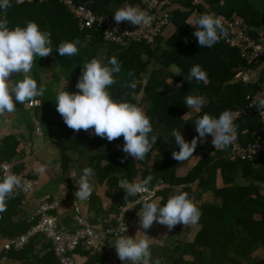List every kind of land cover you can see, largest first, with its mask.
I'll use <instances>...</instances> for the list:
<instances>
[{
  "label": "trees",
  "instance_id": "1",
  "mask_svg": "<svg viewBox=\"0 0 264 264\" xmlns=\"http://www.w3.org/2000/svg\"><path fill=\"white\" fill-rule=\"evenodd\" d=\"M143 2L79 0V3L89 4L97 16L113 20V6L139 7L144 6ZM211 4L214 10L223 14H240L251 28L264 29V0H211ZM180 5L189 11L175 13L171 23L173 34L165 41L159 38L151 46L143 43L121 46L104 41L102 32L83 29L61 0H22L20 3L11 0L6 16L9 28L24 27L28 21H34L41 31L51 32L53 53L34 60L39 75L38 87L43 85L46 88L44 95L39 97L42 105L36 108L35 114L49 135L56 125L64 131L61 139L52 140L60 150L63 173H68L75 162L86 161L99 184L108 188L106 198L111 200L108 211L110 222H100L98 216L103 213V199L93 195L91 209L97 215L91 221L95 227L115 225L121 208L136 200L137 196L125 199L126 192L120 186L121 180L139 182L152 175L153 180L148 188L167 186L156 192L149 202L160 199L163 206L170 196L187 192L202 215L195 225H176L172 235L187 233L192 237H179L170 246L151 250V264H156V261L159 264H264V151L252 159L231 161L230 145L215 149L211 141L204 140L198 144L192 157L178 162L172 157V151H179V146L171 135L173 129H179L185 140L190 142L198 136L194 122L204 113L218 118L224 110L234 112L245 107L250 97L263 88L264 58L258 63H249L242 58L240 50L226 46L223 39L210 48H201L197 38L188 42L187 38L192 32L188 24L190 13L202 8L193 6L191 2H181ZM118 25L124 27L126 23ZM76 39L82 44L86 43V46H78L79 54L60 56L56 51L60 43ZM113 56L121 63V72L115 74L117 83L109 89L113 98L141 107L150 118L152 134L158 135L156 145L142 161L134 160L131 156L125 158L123 136L109 142L92 134L93 130L74 132L56 111L58 84L67 79L71 81V88L66 91H79L74 83L82 74V65L93 58H103L106 63ZM48 58L53 60L54 66L46 62ZM155 60H158L160 68L167 71L166 79L161 78L158 70L150 71ZM197 64L207 73V82L193 80L190 83L185 79ZM172 68H176L177 72H172ZM129 72H133L134 76L130 77ZM246 74L253 77L248 82L244 80ZM132 80L137 84L135 98L128 94L130 89L126 87ZM178 84L181 86L177 89ZM187 95H202L208 103L200 112L188 109L184 103ZM28 125L34 130L35 123ZM237 125L244 145L255 142L257 135L264 132V121L259 114L243 115ZM27 149L28 142L14 134L6 135L0 141V164L13 162L17 173H25L35 179L34 174L26 172L23 165L17 162ZM199 154L201 159L191 166V161ZM181 170H186V173L181 175ZM70 187L71 197L63 204V209L53 214L59 217L62 228L76 230L75 206L71 199L75 197L77 187L73 183ZM207 196L213 198L212 203L204 202ZM23 198L22 192H18L7 201V211L0 213V264L4 259L12 264H61L52 242L44 233L32 236L23 249L5 248L8 240L26 234L35 224L31 217L36 205L30 203L23 206ZM143 204L138 205L127 218L138 217ZM109 241L104 254L93 256L82 246L77 253L87 256L86 264H105L113 255ZM260 251L261 258H255Z\"/></svg>",
  "mask_w": 264,
  "mask_h": 264
},
{
  "label": "clouds",
  "instance_id": "2",
  "mask_svg": "<svg viewBox=\"0 0 264 264\" xmlns=\"http://www.w3.org/2000/svg\"><path fill=\"white\" fill-rule=\"evenodd\" d=\"M16 2L20 3L22 0H16ZM10 7L11 0H0V13H3V16H0V115L5 112L12 113L16 110L17 104L34 102L36 97L44 95L46 88L43 85L38 87L36 80L28 74L33 68L36 57L45 58L53 53L51 32L41 31L36 22L28 21L24 27H8L6 12ZM113 18L116 24L128 22L134 27L148 26L152 21L148 11L132 5L116 10ZM192 25L196 28L194 36L201 48H210L227 35L223 17L215 13L201 14ZM78 46H86V43L82 44L79 39L64 41L60 43L56 51L62 57H71L79 54ZM120 72L121 63L115 56L109 58L106 63L103 58H93L84 63L82 74L76 84L79 91L74 93L65 89L59 91L55 98L56 111L62 116L67 127L74 132L93 130L92 134L106 138L109 142L123 136L122 151L126 154L125 158L131 156L134 160L142 161L152 150L153 145H156L158 135L152 134L150 118L141 107L127 100L113 98V93L109 89L117 83L115 74ZM13 74H24V78L13 84V79L10 78ZM128 75L133 77L134 73L129 72ZM185 79L190 83L193 80L207 82V73L197 64L190 69ZM180 86L178 84L177 89ZM126 87L130 89L128 94L135 98L137 87L135 80ZM184 103L188 109L200 112L208 101L202 95H187ZM41 105L42 101L39 106ZM252 105L257 107L258 112L264 113V98L258 99ZM194 124L198 136L190 142L185 140L179 129H173L171 132V135L175 137L176 145L179 146V151H172V157L178 162L192 157L198 144L204 141L206 135L213 137L211 143L215 149L226 148L237 139L234 113L231 110H224L218 118L204 113L195 120ZM46 167L47 165H42L38 171L44 172ZM93 175L91 168H84L83 175L76 180L77 190L74 194L76 199L87 201L90 198L94 190L91 180ZM152 180V175H148L139 182L121 180L120 186L126 192L125 199L148 191L147 186ZM21 187L20 176L5 172L3 179L0 180V213L7 211V201L13 199ZM149 201L145 200L142 211L138 212L139 224L144 230L150 229L153 223L157 222L166 226L171 232L178 224L184 226L197 224L202 215L187 192L170 196L163 206L158 201ZM97 229L102 231L98 227ZM136 229L137 227L130 234ZM130 234L118 235L115 238L113 246L118 258L125 264L128 262L149 264L150 241L146 238H136V235L129 236ZM156 264H159V261H156Z\"/></svg>",
  "mask_w": 264,
  "mask_h": 264
},
{
  "label": "built area",
  "instance_id": "3",
  "mask_svg": "<svg viewBox=\"0 0 264 264\" xmlns=\"http://www.w3.org/2000/svg\"><path fill=\"white\" fill-rule=\"evenodd\" d=\"M181 2H191L195 7H201L202 10L223 17L224 27L227 32L226 37L222 38L224 43L232 49L240 50L242 58L246 61L258 63L264 58V29L251 28L245 18L238 13L226 15L214 10L211 0H144V10L148 11L152 16V21L148 26L136 27L128 22H125L126 25L121 27L109 17L97 16L90 9L89 4L79 3V0H61V3L78 19L83 29L98 30L102 32L104 41L121 46H127L130 43L154 45L170 27L174 5ZM252 78L250 74L244 75L246 82ZM260 98H264V84L259 93L250 97V102L245 107L233 112L237 139L230 145L231 161L252 159L255 155L264 151V132L257 135L255 142L244 145L241 142L237 125V121L243 115L259 114L264 121V113L258 112L257 107L252 105ZM40 104L41 101L38 99L30 102L31 107H37ZM37 132L39 134L43 133L41 124L37 128ZM15 167L16 165L13 162L6 161L1 163L0 171L2 177L5 172H10L22 178V187L17 192H22L24 196L23 206L35 203L36 211L31 217L35 224L26 234L8 240L5 248L23 249L32 236L44 233L52 242L55 254L61 264H81L77 259V250L81 246L90 250L93 255L104 254L106 240L109 236L114 238H117L118 235L125 236L137 227V216L127 218L128 214L133 212L138 205L144 203L145 200H151L156 192L167 186L160 185L152 189L148 188V191L136 195V200L128 202L121 208L116 219V225L102 229V231H99L93 225L91 217L84 211V205H92L93 194L87 201L74 197L71 202L75 206L74 220L78 227L76 230H70L62 228L59 217L53 214L54 211L61 208L63 202L50 196L37 197L39 182L25 173H17Z\"/></svg>",
  "mask_w": 264,
  "mask_h": 264
},
{
  "label": "crops",
  "instance_id": "4",
  "mask_svg": "<svg viewBox=\"0 0 264 264\" xmlns=\"http://www.w3.org/2000/svg\"><path fill=\"white\" fill-rule=\"evenodd\" d=\"M119 8L120 7L118 6H113L112 10L116 11ZM139 8L144 10L143 5L139 6ZM186 11H189V10L181 6L180 4H175L174 8L172 9V18H174L175 13H178V12L185 13ZM203 13H210V12L206 10L195 9L194 11H192V13H190V19L188 21V24L192 28V32L187 38L188 42H193L194 39L196 38L194 36V32L196 31V28L192 24H194L195 21L199 18V16ZM172 18H171V23H172ZM173 31H174V27H172V24H171L170 27L164 32V34L160 38L164 41L169 39V37L173 34ZM155 61H156V64H154ZM155 61L152 63L150 67V71L154 68L155 69L158 68V72H160L162 68H160V66L157 64L159 63L158 60H155ZM46 62L47 63L50 62L52 64L53 60L48 58L46 59ZM262 68H264V66ZM171 71L177 72V69L172 68ZM260 71H261V68L257 71V75L259 74ZM165 72H166V77H167V71L165 70ZM28 75L29 76L31 75V78L35 79L38 85L39 75L37 73V70L32 68L31 72ZM10 78L13 79L12 80L13 84L16 83V80L17 81L22 80L20 78V74L18 75L13 74ZM37 98L40 99L39 97H36L35 99ZM26 111H30L29 114L24 113ZM35 111H36V108H31L30 102H28L25 104H17L16 110L12 113L5 112L4 114L0 115V141L6 135L14 134V135L19 136L21 139L25 140L26 142H28V149L26 153L24 154L23 157L19 158L17 162L19 161L18 163L20 164V166L23 165L26 172H30V174H34L36 176L35 179L39 182V189H38L37 197L50 196L52 198L62 201L64 204L68 200V198L71 197L70 184L73 183L74 186L77 187L76 180H78L79 177L83 175L84 168L86 167L89 168V167L86 164V161L79 162V163L75 162V165L73 164L71 166V169L68 173H63L62 156H61L60 150L57 148V146L53 143L52 140L61 139L64 136V131L59 125H56L51 129L50 135H49V132H47L45 127L42 125L43 133L39 134L37 132V128L40 124V121H39L40 119L36 117ZM45 112L47 115L48 112L47 111ZM43 114L44 112H42L40 116L42 117ZM29 123H35L34 130H31L29 128V125H28ZM212 139L213 137L211 135H206V137L204 138L206 142L212 141ZM200 159H201V155L199 154L191 161V166H195ZM42 165H47V167L44 172H39L38 168ZM179 173L183 175L184 173H186V170H181ZM1 177H2V174H1ZM91 180L94 186V190L92 194L99 196L100 198L103 199L102 201L103 213L101 216H98L99 220L100 222H103L105 220L106 222L108 221L107 223H109L110 222L109 217L111 216L109 215L108 211L111 207V200L106 198V193L108 192V188L106 186H101L99 184L98 179L96 178L95 174L91 177ZM48 190L49 192L42 193ZM209 197L212 199V201L208 203H212L213 198L211 196ZM155 201H158L160 203L161 200L157 199ZM63 204L61 205L60 210L63 209ZM91 208L92 206L90 205H84L85 213H87L88 216H90L91 218H94V216H96L97 213L92 211ZM138 218H139V215H138ZM153 225L154 226H152V228L157 233H164L167 231V228L164 225H161L157 222H154ZM156 225H158L157 228L159 230L156 229ZM97 227L102 230V227L100 225ZM142 232L147 234V232H149V229L144 230L141 228L139 224L138 228L129 236L134 237L136 235V238H144V236L142 235ZM114 243H115V238H111L109 241V244H110V248L113 250V255L111 259H109V261H107L105 264H125V262L121 261L118 258L115 247L113 246ZM170 244L171 243H167L164 245L170 246ZM159 247L161 246H158L157 249ZM150 248L151 250H153L151 246ZM78 256H79L78 259L80 263L82 264L87 263L88 261L87 256L85 255H78ZM2 263L11 264L9 261L5 259L2 261ZM18 264H22V263H18ZM128 264H130V262H128Z\"/></svg>",
  "mask_w": 264,
  "mask_h": 264
},
{
  "label": "rangeland",
  "instance_id": "5",
  "mask_svg": "<svg viewBox=\"0 0 264 264\" xmlns=\"http://www.w3.org/2000/svg\"><path fill=\"white\" fill-rule=\"evenodd\" d=\"M53 63H52V65L54 66ZM154 64H156V62ZM33 69H37V66L36 65H33ZM57 70L60 71L59 69H57ZM154 70H158V68L157 69H155V68L152 69V71H154ZM159 73L161 75V78H163V79H166L167 78L166 77V72H165L164 69H162ZM30 77H31V75H30ZM20 78L23 79L24 78V74H20ZM16 82H18V81L16 80ZM76 84H77V82L74 83L75 86H76ZM58 87H59L58 92L61 91V90H63V89L69 90L70 87H71V81L70 80H67V79H64L60 84H58ZM29 112L30 111H26L24 113L29 114ZM47 192H49V190L48 191H45V192H42V193H47ZM211 201H212V199L209 196H207V197L204 198V202H206V203L207 202H211ZM138 225H139V222H138ZM152 226H154V225H152ZM157 226L158 225H156V229H158ZM142 235L144 236V238H146V239H148L150 241V246L152 247L153 250H157V247L158 246H165L164 244H167V243H171L172 244L173 240L174 239H177L179 237L182 238V239L183 238L190 239L192 237V234H187V233H184L182 236H174V235H172V231L169 232L168 229L164 233H157L152 227L149 229V232H147V234H145V233L142 232ZM261 256H262V253L260 251V252H258L255 255V258L260 259ZM149 264H151V261L149 262Z\"/></svg>",
  "mask_w": 264,
  "mask_h": 264
}]
</instances>
